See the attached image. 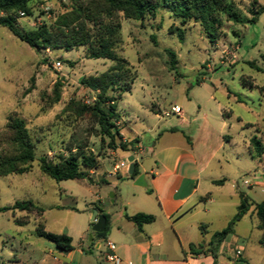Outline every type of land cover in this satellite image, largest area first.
Instances as JSON below:
<instances>
[{
	"label": "rangeland",
	"instance_id": "rangeland-1",
	"mask_svg": "<svg viewBox=\"0 0 264 264\" xmlns=\"http://www.w3.org/2000/svg\"><path fill=\"white\" fill-rule=\"evenodd\" d=\"M231 1L246 19L252 18V9L264 8V0ZM73 4V0L34 2L30 15L19 14L18 27L29 32L43 25L53 26ZM4 15L0 12V17ZM121 24L123 43L117 52L129 62L137 78L117 102L116 124L130 138L122 135L127 152L109 148V141L103 140L82 108L92 106L98 98V92L85 87L82 80L101 76L114 65L112 61L89 59L85 48L38 53L0 26V138L10 136L6 131L10 116L23 119L37 158L30 172L0 177V209L29 200L44 209L42 216L36 211H0V264H39L56 250L53 242L37 234L39 225L52 233L72 225L77 230L76 248L84 231L88 251L84 263L102 262L108 253L106 242L100 239L99 249L91 245V239L97 238L91 217L97 208L117 209L112 203L114 191L104 182L116 165L126 162L129 152L140 157L147 172L159 162L157 152L185 139L195 144L196 153L205 158L214 156L209 175L224 179L214 194L224 204L212 207L216 216L209 225L208 241L236 215L241 194L264 202V93L260 90L264 87V12L256 23L225 22L223 35L214 44L199 24L182 26L166 8L144 20L122 19ZM169 51L176 54L175 60ZM175 105L183 109L184 124L180 123L183 117H165ZM173 127L179 133L167 132ZM134 132L140 137L141 156L135 147L138 139H132ZM254 138L263 144L256 157L248 149ZM75 144L88 145L91 152L100 155L99 168L90 171L88 178L57 182L41 172L42 156L67 154L66 148ZM116 181L113 178L110 183ZM26 219L30 220L26 225L17 222ZM258 223L257 216L250 214L240 221L238 230L249 234L244 244L251 263L264 264ZM212 248L208 246L206 251L210 253ZM236 252L235 263L243 255Z\"/></svg>",
	"mask_w": 264,
	"mask_h": 264
},
{
	"label": "trees",
	"instance_id": "trees-1",
	"mask_svg": "<svg viewBox=\"0 0 264 264\" xmlns=\"http://www.w3.org/2000/svg\"><path fill=\"white\" fill-rule=\"evenodd\" d=\"M37 1L39 0H0V12L5 14L0 17V26L8 28L15 37L27 43L38 53L48 49L85 48L86 56L89 59H107L114 63L101 76L82 80L85 87L98 92L97 101L92 106H83L82 108L83 113L89 115L93 120L103 140L109 141V148L120 149L124 152L128 151V145L122 141L121 129L116 124L119 120L117 102L123 92L131 90L137 78L129 62L119 56L117 52L118 47L123 43L122 19L144 20L147 17L156 16L159 9H170L179 18L182 26L189 22L199 24L203 28L206 38L214 44L222 37L225 22L256 23L259 15L264 12V8L252 9V18H243L231 0H73L74 4L71 10L61 15L53 26L43 25L36 30L24 32L18 27V16L21 13L30 15L31 4ZM169 53L175 60L176 54L171 51ZM250 64L255 65L254 62H250ZM260 90L264 93V87ZM114 93H117V96ZM6 131L10 136L0 138V177L30 172L32 163L37 158L35 143L26 127V122L17 116H10ZM4 145L7 147L2 148ZM248 149L253 157L260 156L263 144L254 138ZM66 152L67 154L61 153L54 158L48 155L42 156L39 159L41 172L45 176L61 182L85 180L90 171L99 168L100 155L91 152L88 145L75 144L67 147ZM138 175L139 170L136 164L135 172L129 176V179H135ZM240 200L241 203L235 217L226 228L215 233L209 243V247H213L210 253L215 257L218 248L229 235L233 234L236 224L251 208L254 209L259 220L258 229L262 232L260 243L264 245V202L257 203L244 194L240 195ZM9 209L29 213L36 211L39 216L44 213V209L31 200L18 201L12 208H3L0 211ZM97 210L103 213L102 210L98 208ZM127 219L133 222L140 231H143L145 225L156 221L154 215L145 213L127 216ZM17 222L20 225H26L30 220H18ZM201 230L204 233L202 226ZM107 231L108 221L103 233L94 232V234L98 238H104ZM37 234L53 242L61 251L70 252L73 250L72 238L65 233L48 232L43 225H39ZM196 248L195 245L190 246L193 254L203 253L197 251ZM202 249L204 248L202 247Z\"/></svg>",
	"mask_w": 264,
	"mask_h": 264
},
{
	"label": "crops",
	"instance_id": "crops-1",
	"mask_svg": "<svg viewBox=\"0 0 264 264\" xmlns=\"http://www.w3.org/2000/svg\"><path fill=\"white\" fill-rule=\"evenodd\" d=\"M178 117L180 119L183 117L180 120L181 124L186 122L183 109ZM167 132L177 134L179 130L173 127ZM121 134L130 139L123 129ZM139 138L138 133L134 132L132 139H138L135 147L139 148L138 154L141 156L143 149ZM228 140L230 142V138ZM129 153L128 158L135 157L139 175L135 179H129L128 169L125 168L121 169L118 175L110 172L104 185H109L113 189L112 203L117 204L118 207L109 210L105 206L103 213L99 212L108 217V231L104 238L97 236V238H92L91 245L99 249L100 239H104L106 243H114L115 253L121 259V264H254L251 263V257L246 254L248 246L244 244L249 234H242L238 230L240 221L250 214L255 215L253 208L236 224L233 234L229 235L218 248L216 257L205 252L211 241L207 240L209 225L216 216L212 207L217 203L224 204L220 203L214 195L224 179L209 175L214 156L205 158L199 152L196 153L195 144L185 139L180 145H167L157 152L159 162L156 163L154 169L147 172L139 160L140 157ZM141 174L145 175L146 187L135 185V180ZM113 178L117 181L110 183ZM99 201L101 202L100 199ZM240 203L239 198L236 203L237 209ZM138 213L154 215L156 221L145 225L143 231H140L133 222L127 219V216H134ZM228 220L229 224L231 219ZM201 226L204 228V233ZM64 233L72 238L73 250L64 252L55 245L56 250L46 254L39 264H85L88 251L85 250L87 239L83 235L84 231L80 235L81 243L78 248L74 245L76 228L70 225L57 234ZM191 245H195L196 250L203 253L193 254L190 250ZM236 250H240L243 254L242 259L237 263L234 262ZM14 261L17 259L15 258ZM98 264L109 263L104 258Z\"/></svg>",
	"mask_w": 264,
	"mask_h": 264
},
{
	"label": "built area",
	"instance_id": "built-area-1",
	"mask_svg": "<svg viewBox=\"0 0 264 264\" xmlns=\"http://www.w3.org/2000/svg\"><path fill=\"white\" fill-rule=\"evenodd\" d=\"M21 14L25 15L24 13H21ZM57 64H59V63H57ZM181 114H182V108L175 105L171 108L170 112L165 113V117L169 118L172 115L180 116ZM129 165H130V163L128 162V160H126V162H121L120 164L116 165L114 167V171L118 172L119 170H121L123 168L128 169ZM244 184L247 186H251V183L249 181H245ZM106 247H107V251H108V253L105 255L106 262L109 264H121V259L115 253L116 245L112 242H107ZM241 253L242 252L240 250H237V252L235 254L241 255Z\"/></svg>",
	"mask_w": 264,
	"mask_h": 264
},
{
	"label": "water",
	"instance_id": "water-1",
	"mask_svg": "<svg viewBox=\"0 0 264 264\" xmlns=\"http://www.w3.org/2000/svg\"><path fill=\"white\" fill-rule=\"evenodd\" d=\"M127 160L130 163L129 168H128V176H132L135 172V169H136L135 157L130 156ZM135 185L139 186V187H146L147 186V183L145 182V175L144 174H141L135 180ZM91 221L94 223L93 228H92L93 232L103 233L106 230L107 217L103 214H99L98 210H96L93 213Z\"/></svg>",
	"mask_w": 264,
	"mask_h": 264
}]
</instances>
